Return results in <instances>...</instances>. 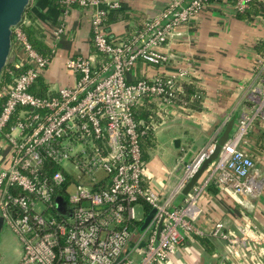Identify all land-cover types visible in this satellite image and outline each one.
<instances>
[{
	"label": "built area",
	"instance_id": "obj_1",
	"mask_svg": "<svg viewBox=\"0 0 264 264\" xmlns=\"http://www.w3.org/2000/svg\"><path fill=\"white\" fill-rule=\"evenodd\" d=\"M252 1L238 0L233 9L243 13ZM101 3L62 0L66 9L91 10L95 56L68 58L73 85L45 98L31 89L51 61L33 48L19 26L13 29V44L26 63L6 69L0 85V217L21 244L19 264H172L185 235L198 232V203L211 183L241 205L258 191L250 178L255 162L243 147L253 126L264 121V51L254 61L236 131L210 166L208 179L195 185L180 207L174 205L176 198L216 142L186 163L165 193L147 181L142 138L149 128H141L143 123L135 119L136 110L147 102L161 110L180 109L182 83L194 81L191 63L173 73L158 69L169 65L170 47L182 27L207 5L227 0H192L187 6L183 0H169L167 9L145 22L132 40L107 36V15L121 5L110 2L100 10ZM66 35L63 25L53 31V55ZM259 44L264 48V39ZM139 65L157 71L134 80ZM152 210V220L141 230ZM212 236L228 242L235 253L257 243L264 257V237L250 228L236 234L217 223Z\"/></svg>",
	"mask_w": 264,
	"mask_h": 264
},
{
	"label": "crops",
	"instance_id": "obj_2",
	"mask_svg": "<svg viewBox=\"0 0 264 264\" xmlns=\"http://www.w3.org/2000/svg\"><path fill=\"white\" fill-rule=\"evenodd\" d=\"M100 1V10L106 9L110 2L117 1L121 5L118 11L110 13L116 19L106 29L108 36L116 40L125 39L130 31L134 32L149 19L159 17L169 3V0ZM191 1L183 0V6ZM25 15H28V25L33 20L50 46L55 28L61 25L66 28L67 35L57 44L50 66L41 78L49 94L72 86L74 75L66 68V60L77 55L95 56L91 48V10L76 6L65 9L52 0H31ZM258 21L239 19L231 3H212L182 27L181 37L175 39L170 47L169 65L158 70L173 73L191 63L194 69L191 99L202 100L201 104L194 106L196 102L191 101L187 106L182 101L180 109L170 111L161 110L152 102L154 106L150 112L156 116V128L142 145L145 173L151 187L168 192L171 177L177 176L181 164L189 156L190 161L199 149L217 142L242 107L240 119L244 111L241 102L247 101L253 81L254 61L264 51L259 44L264 39V25ZM10 61L12 64L26 63L24 53L15 44ZM156 71L154 66L139 65L132 79L138 80ZM176 141H180L178 146ZM159 148L165 149V152L158 155ZM243 149L255 162L250 178L257 185L256 195L250 197L247 204L241 205L229 192L211 183L198 203L201 210L196 221L198 232L185 235L183 244L172 256V264H264L257 243L240 247L235 253L228 242L212 236L215 225L221 223L226 232L238 234L240 230L250 228L264 237V121H258L253 126ZM209 176V172L205 173L200 182L206 181ZM183 201L178 200L174 205L180 207ZM3 238L6 240L5 236ZM4 239L0 246V261L6 256L4 252L10 250ZM14 252L20 262L22 247L18 249L16 246ZM139 258L138 255L135 260Z\"/></svg>",
	"mask_w": 264,
	"mask_h": 264
},
{
	"label": "water",
	"instance_id": "obj_3",
	"mask_svg": "<svg viewBox=\"0 0 264 264\" xmlns=\"http://www.w3.org/2000/svg\"><path fill=\"white\" fill-rule=\"evenodd\" d=\"M30 2L31 0H0V85L2 82L4 70L8 66L9 58L13 47V29L18 27L23 22L25 12L29 7ZM169 4L170 3H168L167 6H169ZM118 10L119 9L110 12H115ZM150 21L152 20L149 19L147 22ZM241 108L242 107H239L238 116L234 117L228 123L226 129L224 130L220 138L217 140L213 153L203 162L202 166L198 169V171L189 181V183L184 188L182 193L178 196L175 202H177L178 200H182L186 196H188L191 190L193 189V187L198 183H200L202 176L205 173H208L210 166H212L216 162L222 147L230 139V137L234 134V132L237 129ZM175 144L176 146H178L180 144V141H176ZM196 152H198V150ZM189 159L190 156L185 160V163L181 164L180 170L177 172V176L180 175L185 164L189 162ZM176 177L175 176L171 177V186L175 183ZM155 212L156 210H152L149 213V215L144 220L141 230H144L148 226ZM3 228H4V219L0 217V234L2 233Z\"/></svg>",
	"mask_w": 264,
	"mask_h": 264
},
{
	"label": "trees",
	"instance_id": "obj_4",
	"mask_svg": "<svg viewBox=\"0 0 264 264\" xmlns=\"http://www.w3.org/2000/svg\"><path fill=\"white\" fill-rule=\"evenodd\" d=\"M52 1H53V3L55 5L60 6L62 8H65L63 6V4H62V0H52ZM227 2L231 3L232 5H235L238 2V0H227ZM73 7H75V6H73ZM110 13L111 12L108 13L106 21H105V26H104L105 33H106V29H107L108 24L116 19L115 17L111 16ZM237 16L241 20L250 21V22H253L254 20H261V22L264 24V0H253L250 3V7L246 11H244L243 13L237 14ZM27 17H28V15H24V20L19 25V27L27 35V38H28L29 42L32 44L33 48L38 53H40L41 55L48 57L50 59V61H51L53 59V56H54L52 54L51 46L46 43L45 35H43V34L40 35V31L34 25L33 20H31L32 24L28 25ZM144 29H145V25L141 26L140 29H138V30H136L134 32L130 31L129 34H128V38L130 40H132L133 37L139 35ZM108 35L109 34H107V36ZM91 48H92V51L95 52V48L93 46V41H92V47ZM8 65L9 66H7L6 69L11 67L12 63H9ZM6 69L4 70L3 76L7 75V73H6L7 70ZM7 82H11V77H7ZM182 87H183V94H181V100L183 102L187 103V106H188V104L191 101L196 102V103L193 104V106L195 104H198V103L201 104V100L202 99H197V100H192L191 99L192 94H193V86H192L191 82L182 83ZM31 90H32L33 94H35V95H37L39 97H42V98H45V97H47L49 95V93L47 91V86L42 81L41 77L37 81V85L32 87ZM153 106L154 105H153L152 102H147L145 105L141 106V108L137 109L136 112H135V119L138 122L143 123L140 127L143 128V129L146 128V127L149 128L148 132H147V135L142 138V145L144 144L145 139L150 134L153 133L154 128L152 126H154L156 124V121H155L156 120V116L152 115V112H150V109ZM151 124H152V126L150 127ZM143 150H144V148H143ZM143 207H144V209L146 211L150 210V207L148 205H146V204H143Z\"/></svg>",
	"mask_w": 264,
	"mask_h": 264
},
{
	"label": "rangeland",
	"instance_id": "obj_5",
	"mask_svg": "<svg viewBox=\"0 0 264 264\" xmlns=\"http://www.w3.org/2000/svg\"><path fill=\"white\" fill-rule=\"evenodd\" d=\"M67 45H68V42L65 43V46H67ZM163 152H165V149L161 150V148H159L157 150V154L158 155L161 154V153H163ZM174 204H175V202H174ZM136 212H137V215L139 217H141V215H142V209L139 206H136ZM4 236H5L6 240L3 238ZM0 237H1V239H0V242H1L0 243V246L1 247L3 245V239L6 241V244L8 243L10 245V250L4 252V254L6 256L2 258V260L0 261V264H18V262H19L18 260L19 259L17 260V254L14 252V248L17 246L18 249H19V247L21 246V244L18 241V239L16 238V236L12 233V231L5 224H4V228L2 230V233L0 234ZM1 254H3V253L1 252Z\"/></svg>",
	"mask_w": 264,
	"mask_h": 264
}]
</instances>
